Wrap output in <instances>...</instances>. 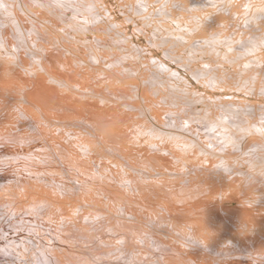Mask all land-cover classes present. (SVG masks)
Returning a JSON list of instances; mask_svg holds the SVG:
<instances>
[{"label": "bare ground", "instance_id": "obj_1", "mask_svg": "<svg viewBox=\"0 0 264 264\" xmlns=\"http://www.w3.org/2000/svg\"><path fill=\"white\" fill-rule=\"evenodd\" d=\"M102 1L0 0V197L13 204L4 210L0 201V264H214L211 256L264 264V109L250 124L248 103L241 116L237 104L219 102L213 118L189 106L219 99L193 89L196 99L184 101L191 116L161 121L166 111L157 115L147 95L170 103L175 91L189 93L167 64L183 60L163 48L170 40L138 44L153 42L158 23L182 39L198 32L202 41L190 46L216 54L224 45L242 65L236 87L264 91V0H135L139 24L128 15L114 22ZM147 3L155 8L147 12ZM235 18L248 27L243 40L223 29ZM102 37L116 44L112 52ZM192 72L194 80L207 73ZM41 227L57 228L48 236L69 250L34 239Z\"/></svg>", "mask_w": 264, "mask_h": 264}, {"label": "rangeland", "instance_id": "obj_2", "mask_svg": "<svg viewBox=\"0 0 264 264\" xmlns=\"http://www.w3.org/2000/svg\"><path fill=\"white\" fill-rule=\"evenodd\" d=\"M20 1V0H19ZM40 1H42V0H40ZM88 1H90V2H93V1H95V0H88ZM103 3H104V5H105V8L106 9H108V11L110 12V15H108L107 13L105 14L106 16L108 15V16H110V18H112L111 20H113L114 22H118V23H124L122 20H124V18L126 17V15H128V16H133L132 18L134 19V20H136V23L137 24H139L140 23V20L139 19H137L136 17H139V16H142V14H137V12L136 11H132L131 10V8H134L133 6H136L135 5V3H136V1L135 0H103L102 1ZM155 4H153V3H147L146 4V6H148V8H147V12H149V11H151V10H153L154 8H155V6H154ZM225 6V7H224ZM95 7H96V9H98V6L97 5H95ZM226 7H227V5H222V9H226ZM108 12V13H109ZM159 13H157V14H154L153 16H154V20H156L157 18H159V15H158ZM112 15V16H111ZM145 15V14H144ZM150 16H152V13L150 14ZM79 18H81V15H79ZM42 19H45V20H49L50 18H49V15H47V16H43L42 17ZM228 17H224V18H222V20H221V22L223 23V22H225L226 21V24H227V22H228ZM232 19V18H231ZM237 21H233L234 23H231L230 25H229V27L228 28H223L224 26H220V25H213L210 29L211 30H221L222 28L223 29H225V33L226 34H228V33H231L232 32V30H234V31H236L238 34L236 35V36H233V37H235V38H239V40H243V39H245V36H247L246 35V33H247V28H246V24H240V22H238L239 20L237 19V18H235ZM104 21H106L105 19H104ZM167 23L168 24H170V28H171V30L173 29V28H178V26L177 25H175L174 24V22L173 21H170V20H168L167 21ZM211 23V21H209V20H207L204 24L205 25H209ZM125 26H126V28H125ZM125 26H123V28L125 29V31H126V33L127 34H131V32H132V26L131 25H129V24H125ZM141 26V25H140ZM154 26V25H153ZM217 26V27H216ZM155 27V26H154ZM143 27L141 26V29H142ZM145 28V27H144ZM142 29V30H144V31H147V29L145 28V29ZM156 28V30H152V33L154 34V37L155 38H152L151 40H153V42H150V41H146V40H144L142 37H140V39H139V42H138V44L139 45H141V47L143 48V49H145V48H151V45L150 44H157V43H159V42H163V41H165V40H170V44L169 43H167V47H163L164 49H168L169 51H171L173 54H175L176 56L177 55H179V56H181V59L183 60V62L181 63V65L182 66H180V65H178L179 63H177V62H175V63H173L172 64V62L169 64V63H167L172 69H174V70H177V71H179V73L182 75V77L183 78H185V80L187 81V86H190V87H188L189 88V93H184V92H182V91H175V93L174 94H176V92L178 93V94H176L175 96L176 97H178V98H174V94L172 93V94H170L171 96H173V97H170L171 99V104L170 103H162L161 102V99H160V97H158L159 95H156L155 97H154V94H152L151 95V92H150V94L148 93V95H147V98L149 99V100H151V102H155V103H157L158 102V104H157V106L158 107H156L155 106V108H156V111H160V109H161V111H160V113H164L165 111V115L166 116H163V117H165V118H163L162 117V114H160L159 113V111L157 112L158 114L157 115H159L158 116V119H160L159 117H161V121H165V119H168V118H172V119H177V117L176 116H174V115H182V116H184V117H186V115H187V117H188V115H190L191 116V111H190V109H188L189 107L191 108V110L193 109H195L194 111H199V113H205V115L207 114V112H210V116H211V114L213 113V114H215V113H217V114H215L214 116H213V114H212V116H213V118H215V116L216 115H218V112H220L218 109H216V108H214L215 106H216V103H217V105H218V103L219 104H222V105H229V103L230 104H232V105H238V106H240L241 108H240V110H242L241 112H243V113H241L240 112V114H241V116L242 115H244V113H245V107H247V104L246 103H248V105H250L251 106V109H250V107H249V109H250V111L252 110V111H254V112H252V113H255V114H252V113H250V111H249V109H248V111L246 110V112L247 113H249V114H246L244 117H246L247 118V120L249 121V122H247V123H250V124H254L253 122H257V119H258V116L259 115H261L262 113H260V112H262L263 110L262 109H264V91H259V89H258V84H255V83H252L250 86H253V89L251 90V87L249 86V84H247L246 85V89L245 88H243L242 87V85H240V87L238 88V87H236V84H235V79H236V74L238 73V71L239 70H241L242 69V65H238V64H231L230 63V60L232 59H234L232 56H228L229 54L226 52V47L224 46V45H222V44H220L219 43V45L217 46V53H218V55H217V53L216 54H213V53H208V52H205V50L204 49H199V48H194L193 46H190L191 44H196L197 42H200V41H202V39H201V37H199L198 36V32H196V33H193L192 35H189V36H186V39H182V36L181 35H175V34H172V33H170L169 32V29L168 28H164V27H162V25H160V23H158V26L157 27H155ZM202 28V27H201ZM46 29L48 30V31H51V33L53 34L54 32L50 29V26H49V24H47L46 25ZM198 30V29H197ZM103 38V37H102ZM232 38V37H231ZM103 43H102V45H103V47H106V48H108L110 45H111V47L109 48L110 49V51L112 52V50H111V48L113 49V47L114 48H116L114 45H116V44H111V40H109L108 38L106 39V38H103ZM144 40V41H143ZM106 41V42H105ZM109 44H108V43ZM108 44V46L106 45V44ZM112 43H114V41H112ZM216 44V43H215ZM104 45H106V46H104ZM169 45V46H168ZM113 46V47H112ZM108 49V50H109ZM158 52V53H157ZM215 53V52H214ZM221 53V55H219ZM223 53V54H222ZM224 53H226V54H224ZM161 55H162V52H161V50H159L158 48H155V50L153 51V56H155V57H157V58H159V57H161ZM213 55H214V57H213ZM216 56V57H215ZM225 56H226V59L228 58V60L229 61H227L226 59H225ZM232 57V58H231ZM224 58V59H223ZM111 59V58H110ZM215 59V60H214ZM224 60V61H223ZM207 62V63H205V65H204V63L203 62ZM211 62V63H210ZM229 62V63H228ZM209 63V64H208ZM201 64L204 66V68L201 66ZM236 65V66H235ZM217 66H219V67H217ZM220 66H221V68H220ZM233 66V67H232ZM238 66V67H237ZM93 67H95V66H93ZM179 67H181V68H184L185 69V71L183 70V69H181V68H179ZM215 67V68H214ZM100 68H102V69H105V70H107V71H109V68H107V67H100ZM201 70V71H203V73H205L206 71H207V73H206V75L203 77V78H201V79H203V80H200V73H198L199 74V78L198 79H196V80H194L192 77H193V72H192V70ZM202 68V69H201ZM211 68H214V69H211ZM218 68V69H217ZM237 68V69H236ZM94 69V68H93ZM204 69V70H203ZM217 69V70H216ZM261 71H262V73H263V76H264V64H261V68H259ZM188 71V73H187V71ZM211 70H212V72H211ZM237 71V73H234V71ZM249 69H247L245 72H244V75H243V77L242 78H244V76L247 74V71H248ZM210 71V72H209ZM226 71V72H225ZM214 72V74H212ZM223 72L225 73V75L227 76H225L224 78H223V76H221V78H220V75H221V73L223 74ZM253 72V73H252ZM251 72V74H254L255 72H256V70H255V72L254 71H252ZM192 73V74H191ZM250 73V72H249ZM167 76V75H166ZM211 76H213L214 78L215 77H217L215 80H216V84L213 86V87H211L212 86V84H213V82L215 81V80H211ZM231 76V77H230ZM248 75H246L245 77H247ZM130 77H132V78H134L133 76H130ZM219 77V78H218ZM169 77H165L164 76V74H161V80L163 81V79H164V82L165 81H168L170 84H173V85H175L177 88H181L182 87V83H180V82H178V81H176V80H173L172 78H169ZM230 78V79H229ZM166 79V80H165ZM220 79H221V81H220ZM232 79H234V81H232ZM189 80V81H188ZM175 81V82H174ZM203 82V83H202ZM233 82H234V84H233ZM178 83V84H177ZM179 85V86H178ZM164 86H165V88L164 89H162V91H165V93L166 92H169V89L167 88V85L164 83ZM193 87V88H192ZM214 87H216V88H214ZM196 90V91H198V92H200V94H201V96L204 98V99H214V100H217V99H219V100H217V101H214V102H211V103H213L212 105H211V103L208 101H204V100H201V102L202 103H200V104H202V105H200V104H198L200 101H198V103H196V102H192V103H194V106L192 105V107L191 106H189L188 107V105L189 104H187V103H185V102H188L189 100H190V98H192L191 99V101L192 100H195L196 99V96L194 97V94L193 93H190V91L191 90ZM168 90V91H167ZM180 92V93H179ZM182 92V93H181ZM185 95H184V94ZM181 95V96H180ZM185 96H186V98H185ZM192 96V97H191ZM182 99H181V98ZM189 97V98H188ZM155 98H159V99H155ZM164 98V97H163ZM174 98V99H173ZM187 99V101L186 100H183V99ZM140 99V98H139ZM173 99V100H172ZM175 99H177V100H175ZM157 100H159V101H157ZM169 100V99H168ZM169 100V101H170ZM181 100V101H180ZM4 102H6V100H3ZM185 101V102H184ZM190 101V102H191ZM2 102V101H1ZM161 102V103H160ZM246 102V103H245ZM179 103V104H178ZM209 103V104H208ZM240 103V104H239ZM166 104V105H165ZM175 106H174V105ZM185 104H186V106L188 107H186L185 106ZM196 104V105H195ZM246 104V105H245ZM257 104V105H256ZM162 105V106H161ZM173 105V106H172ZM185 107H184V106ZM204 105V106H203ZM207 105V106H206ZM208 105H210V108H208L209 106ZM262 106L261 108L259 107V106ZM167 106V107H166ZM184 107L183 108V111L181 110L182 108L181 107ZM199 106V107H198ZM206 106V107H205ZM213 106V107H212ZM231 106V105H230ZM252 106H253V108H252ZM161 107V108H160ZM195 107V108H194ZM244 107V108H243ZM259 107V108H258ZM158 108V109H157ZM186 108H187V111H188V114L186 113V114H184L185 112H187V111H185L186 110ZM208 108V110L209 111H207L206 109ZM258 108V109H257ZM166 109V110H165ZM178 109H180V111H178ZM202 109H203V112H202ZM204 109H205V111H204ZM262 111H261V110ZM258 110V111H257ZM173 112V116L171 115V113ZM190 111V112H189ZM169 112V113H168ZM177 112H179V113H177ZM180 112L182 113L183 112V114H180ZM225 111H223V113H224ZM2 113V111L0 112V114ZM156 113V112H155ZM167 113V114H166ZM190 113V114H189ZM260 113V114H259ZM163 114V115H164ZM170 114V115H169ZM220 114V113H219ZM228 116L230 115L231 117H233V115H232V113H226ZM259 114V115H258ZM169 117H168V116ZM249 115V116H248ZM250 115H251V119H250ZM255 115V117L254 118H252L253 116ZM171 116V117H170ZM229 116V117H230ZM235 116V115H234ZM240 116V115H239ZM257 116V117H256ZM168 117V118H167ZM176 117V118H175ZM194 117V118H193ZM193 117H190L191 118V121H190V118H189V121L191 122L190 124L191 125H194V121H195V115H193ZM164 119V120H163ZM193 119H194V121H193ZM256 119V120H255ZM254 120V121H253ZM192 121H193V124H192ZM31 122V121H30ZM23 125V124H22ZM32 127L33 128V126H34V124H33V120H32V122H31V124H29L28 125V127ZM28 127H26L25 126V128H27V129H29ZM31 127H30V129H31ZM192 127V126H191ZM205 131H206V129H204ZM211 131H213V129L211 130ZM205 137V136H204ZM250 137V136H249ZM249 137H247V138H245V139H243V141H242V143H241V145L244 143V141H247V140H249ZM251 137H253V138H258L259 137V135H252ZM168 145H170V144H168ZM251 150V149H250ZM229 182V181H228ZM228 182H226L227 184H228ZM218 185H219V183H215L214 184V186L215 187H218ZM240 186V185H239ZM244 186V185H243ZM249 186V185H248ZM251 186V185H250ZM242 187V186H241ZM1 199H0V201H1V204H3V199H4V197H0ZM3 198V199H2ZM5 200V203H4V207H3V209L4 210H7V209H9L7 206H9V205H7V204H10L11 205V208H12V202H10V200L8 201L6 198L4 199ZM7 201H8V203H7ZM2 206L3 205H1V208H2ZM6 206V207H5ZM3 209H1V210H3ZM0 210V213H1V215H0V218H1V220H2V222H3V219L2 218H5V217H7L6 216V213H4V211H1ZM6 212V211H5ZM14 212V215L12 214ZM4 213V214H3ZM12 213H11V216H13V217H16L15 215L17 214L15 211H12ZM20 213V212H19ZM18 213V214H19ZM3 214V215H2ZM20 217L22 216V217H27L26 216V214L25 215H23L22 213L19 215ZM40 216V215H39ZM38 216H36L35 218H37ZM41 218H42V216H40ZM29 218V217H28ZM41 218H37L38 220H36V221H38L39 223L42 221L43 223H45V221L44 220H41ZM1 220H0V222H1ZM5 220V219H4ZM42 222H41V224H42ZM40 228V227H39ZM49 228H53V230H51V229H42V227H41V229L42 230H44V231H46L45 233L47 234H45L44 233V231H43V233L45 234V236L43 237V235L44 234H42V230L41 229H38L39 230V234L37 235L36 233V235H37V237H35V236H33V238L34 239H39V240H43V243L44 242H46L47 243V245H46V243H44L46 246H50V245H48V243L49 244H52L51 242H54L53 243V245H54V247L55 248H59V246H60V248L61 247H63L64 249L66 248L67 250H69V247H67V246H65V245H60V243H58L57 241H55V239H53L52 238V236H51V238H52V240L50 239V236H48V235H50V234H53V231H54V233L55 232H57L58 231V229L56 228V229H54L55 227H49ZM41 230V231H40ZM49 230H51L52 232L50 233L49 232ZM56 230V231H55ZM37 233H38V231H36ZM42 235H41V234ZM50 233V234H49ZM46 236H48V237H46ZM46 237V239H44ZM43 238V239H42ZM48 239H50V242L48 241ZM56 242V243H55ZM53 245H51V246H53ZM33 246V245H32ZM34 248V247H33ZM33 250L31 247H30V249H29V251L27 252L28 254V256L30 255L29 253H31V251ZM57 250V249H56ZM81 255H82V253H80ZM31 256V255H30ZM211 258H212V260H209V263H211L210 261H214L215 263L214 264H223L224 262H226V264H227V258H223L222 260H219L218 262H217V259L216 258H213L212 256H211ZM230 257H228V259H229ZM233 258H234V261H236L235 263H234V261H233ZM237 258V259H236ZM236 259V260H235ZM226 260V261H225ZM232 260V261H231ZM238 260H241L240 261V263H243L244 262V260L243 259H238V257H232V259L230 258L229 259V264H232V263H234V264H240L239 263V261ZM221 261H224V262H222L221 263ZM238 262V263H237ZM213 264V263H212ZM225 264V263H224Z\"/></svg>", "mask_w": 264, "mask_h": 264}]
</instances>
